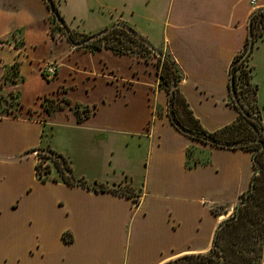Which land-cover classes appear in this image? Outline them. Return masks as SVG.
I'll use <instances>...</instances> for the list:
<instances>
[{"label":"crops","instance_id":"obj_1","mask_svg":"<svg viewBox=\"0 0 264 264\" xmlns=\"http://www.w3.org/2000/svg\"><path fill=\"white\" fill-rule=\"evenodd\" d=\"M71 1L58 2L71 31L91 36L123 23L168 53L182 77L177 87L205 130L238 119L230 69L264 0H117L108 12L101 0H79L73 9ZM52 16L45 0H0V89L23 106L17 117L0 116V264H166L210 252L218 227L250 189L252 152L180 132L155 57L76 48L53 38ZM16 63L13 83L6 77ZM47 67L56 71L50 79ZM45 99L93 112L81 122L71 106L49 115ZM257 103L264 125L259 87ZM47 147L77 179L137 197L41 181L36 153ZM189 149L208 163L187 167Z\"/></svg>","mask_w":264,"mask_h":264},{"label":"trees","instance_id":"obj_2","mask_svg":"<svg viewBox=\"0 0 264 264\" xmlns=\"http://www.w3.org/2000/svg\"><path fill=\"white\" fill-rule=\"evenodd\" d=\"M51 1L53 3V11L58 12L61 19L64 21L57 6L55 5V2L53 0ZM47 5L50 9L48 3ZM52 19L53 21L55 20L57 22L54 16H52ZM251 19L254 39H256L258 36H262L264 33V9L254 12L251 16ZM128 28L130 27L127 25L121 28H114L107 35L81 48L87 47L91 48L92 50L109 49L117 54H129L131 52L133 53V51L130 50L129 44L138 45L147 54V57L150 56L157 59L158 75L160 79L159 87L165 90L169 96L168 114L172 124L178 130L179 128L184 129L187 131V134L185 135L204 145L222 149L244 150L252 152L253 154L255 173L250 189L241 197V201L238 205L246 201V197L248 196L247 201L240 207L238 212L234 213L232 218L220 224L216 231L211 251L205 254H192L178 257L166 264H263L264 125L262 123L261 113L257 103L258 86L252 83L253 67L248 64L251 54L246 58L245 61H240L241 57L245 53L246 47L248 46V42L246 44L245 50L238 54L232 62L230 69L229 89L232 102L237 107L235 101L232 98L231 80L233 79L240 103L249 116L245 117L237 107L240 111V115L236 121L222 129L209 132L205 130L200 122L194 117L178 89L177 85L181 81L182 77L176 63L171 58V56L168 53L162 51L161 53L163 55L161 57L156 56L144 44V41H149L140 34L138 35L141 40L130 35L127 31ZM62 32L71 44L82 42L89 37L71 30L70 35H66L63 29ZM51 34L54 38L55 36L52 31ZM116 34L119 45L109 44V37ZM149 44L151 43L149 42ZM12 71L13 73L11 76L6 77V79H9L14 83L19 79L18 63L12 67ZM43 76L46 79L51 78V76H49L46 72H43ZM174 80L176 81V86L174 89V94L171 95V88ZM11 99L15 102L13 98ZM45 101L46 103H42V106L49 115L64 109L65 106H71L69 101H64L63 105L56 103L54 100L45 99ZM5 103L7 104L8 101H5ZM12 105L16 106L19 111H4V113L0 112V116L17 117L23 109V106L19 102H15L14 104L10 103L8 107ZM71 109L76 114L79 122L87 119L93 112V110L89 107H83L79 104L71 106ZM40 152H44V155H41ZM195 152L196 150L194 149H189L187 151V167L189 168H193L198 165H205L208 163V161L198 158L193 159ZM37 158L39 161L36 165V173L41 181L63 182L69 186H81L92 189L95 192H105L110 190L122 196L133 198L137 197V195L124 192L123 188L120 186L113 187L111 189V187L103 184H88L82 179H77L73 175L72 168L70 167L68 160L61 154L52 150L50 147L38 149ZM53 172L57 173L58 178L52 177ZM255 208H258V211L260 210V212L254 211ZM63 240L67 243H70L73 241V238L65 233L63 235Z\"/></svg>","mask_w":264,"mask_h":264},{"label":"rangeland","instance_id":"obj_3","mask_svg":"<svg viewBox=\"0 0 264 264\" xmlns=\"http://www.w3.org/2000/svg\"><path fill=\"white\" fill-rule=\"evenodd\" d=\"M53 1L56 2L55 5L57 4L56 6H57L58 10H60L59 5H58V2L60 0H53ZM63 2H64V0H62L61 3H63ZM116 2H117V0H109L108 2H106L105 0H101L102 5H100V6L103 7V9H100V10L101 11L102 10L107 11L110 8V5H113ZM90 3L92 4V0H90ZM73 4L80 5V2H79V0H72L70 3V8H72V9H73ZM108 4H110V5H108ZM105 8H107V9H105ZM53 23L54 24L52 25V32H53L54 36L55 37H59V36L66 37L63 34L60 25L55 20L53 21ZM262 39L263 38H261L260 36H258L256 38L255 43H254V48H253V51L251 53L250 61L252 63V66H254V68H255V79H256L257 83L259 82V84H258L259 91L262 92L263 98H264V42H262ZM10 40L11 39H9L8 41H10ZM117 40H118V38H117V34H116V35L109 37L108 43L119 45ZM16 44H17L16 46L18 48H20L21 47V40L17 38ZM129 47H130V50H132L134 54H137V55L142 56L144 58L147 57V54L138 45L129 44ZM12 73H13V71H11L10 74H12ZM5 101H8V103L6 104ZM43 101L46 103L45 100H43ZM10 103L14 104L15 102L12 101V99L10 97H6L5 94L0 89V112L4 113V111H13V112L19 111L16 106L12 105V106L8 107V105ZM40 154L44 155V152H40ZM199 157H201V156H199V154L197 152H195L193 159H196ZM202 158L204 159L205 157H202ZM48 163H50V162H48ZM254 211L260 212V210L258 211V208H255ZM235 212L236 211L234 210L230 214V216L227 218V220L232 218ZM259 226H260V224H259Z\"/></svg>","mask_w":264,"mask_h":264},{"label":"water","instance_id":"obj_4","mask_svg":"<svg viewBox=\"0 0 264 264\" xmlns=\"http://www.w3.org/2000/svg\"><path fill=\"white\" fill-rule=\"evenodd\" d=\"M46 2L49 4L50 9L53 13V16L55 17V19L57 20V22L59 23V25L61 26V28L65 31L66 35H70V29L67 27L66 23L61 19L60 15L58 12L53 11V3L51 0H46ZM121 28V27H125V24L123 23H119L116 24L110 28H107L103 31H101L100 33H97L95 35H91L88 38H86L85 40H83L82 42L79 43H74L72 44L74 47L76 48H81L85 45H88L89 43L102 38L103 36L107 35L112 29L114 28ZM128 33L134 37H137L138 39H140L139 35L137 32H135L133 29L128 28L127 29ZM141 40V39H140ZM254 43H255V39H254V34H253V30H252V19L250 18L249 21V27H248V46L246 47L245 53L243 54V56L241 57L240 61H245L246 58L252 53L253 48H254ZM144 44L158 57H161L163 54L161 53V51H159L158 49H156L155 47H153L151 44H149V42H145ZM176 86V81H173L172 84V88H171V95L174 94V89ZM231 86H232V98L235 101L237 107L240 109V111L243 113V115L245 117H248V113L243 109L240 100L238 98L237 92L235 90V86H234V80H231ZM179 128V127H178ZM180 132H182L183 134H187V131H185L182 128H179ZM248 196L246 197V201H247ZM246 201H244L243 203H241L240 205H237V207L235 208V211L238 212L240 207L246 203Z\"/></svg>","mask_w":264,"mask_h":264},{"label":"built area","instance_id":"obj_5","mask_svg":"<svg viewBox=\"0 0 264 264\" xmlns=\"http://www.w3.org/2000/svg\"><path fill=\"white\" fill-rule=\"evenodd\" d=\"M45 72L51 77H54L56 75V71L53 68H51V67H47L45 69ZM36 155H37V153H36Z\"/></svg>","mask_w":264,"mask_h":264}]
</instances>
